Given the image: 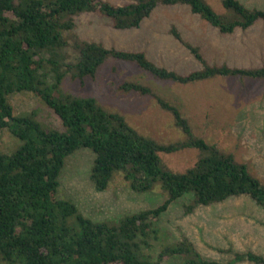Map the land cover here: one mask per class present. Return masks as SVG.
Instances as JSON below:
<instances>
[{
    "label": "trees",
    "instance_id": "16d2710c",
    "mask_svg": "<svg viewBox=\"0 0 264 264\" xmlns=\"http://www.w3.org/2000/svg\"><path fill=\"white\" fill-rule=\"evenodd\" d=\"M220 2L223 13L204 0H128L122 5L105 0H0V131L8 130L18 141L11 152L0 151V264H163L172 259L180 264H233L203 258L185 237L161 245L156 258L145 250L160 238L154 221L184 197H190L183 204L186 215L236 197L249 198L264 211V184L249 166L197 136L177 104L142 83L124 81L118 89L151 96L171 114L181 139L157 141L94 98L62 89L67 78H93L108 59L134 64L155 80L180 85L216 77L264 80V64L210 65L187 43L201 68L179 74L156 65L144 52L106 48L74 33L75 17L82 13L109 18L115 29L125 30L138 27L159 5H185L221 34L264 23V10L239 0ZM22 92L50 108L65 132L45 127L35 112L13 115L10 97ZM82 148L93 153L90 180L97 191L106 190L120 173L134 192H150L160 185L167 199L117 222L84 218L72 202L57 195L66 160ZM185 149L199 152L192 167L174 172L163 164L160 154ZM233 261L264 264V256L236 253Z\"/></svg>",
    "mask_w": 264,
    "mask_h": 264
},
{
    "label": "rangeland",
    "instance_id": "374dc122",
    "mask_svg": "<svg viewBox=\"0 0 264 264\" xmlns=\"http://www.w3.org/2000/svg\"><path fill=\"white\" fill-rule=\"evenodd\" d=\"M122 5L128 0H105ZM216 13H223L220 0H204ZM248 8L264 10V0H239ZM74 33L84 41L97 42L106 48L141 51L156 65L179 74L201 68L185 44L199 49L210 65L259 67L264 64V23L247 30L221 34L185 5H159L140 25L115 29L109 18L93 13L75 17ZM173 30L179 37L177 38ZM124 81L149 86L159 96L177 104L190 122L194 133L205 142L231 153L246 163L264 184V80L216 77L193 84L180 85L153 79L134 64L108 59L93 78L83 81L67 78L62 89L79 97H92L111 112L123 115L138 132L157 141L169 143L182 138L170 113L161 109L148 95L124 93L118 89ZM13 115L35 112L47 128L65 132L60 119L38 97L30 92L10 97ZM18 145L6 129L0 131V151L11 152ZM199 152L185 149L160 154L163 164L174 172L192 167ZM93 153L79 149L66 160L59 176L58 198L72 202L79 213L93 223L117 222L122 217L153 209L167 199V193L156 185L146 193L130 189L123 175L117 173L104 191H97L90 180ZM190 197L172 203L154 225L160 238L146 247L156 258L161 245L187 238L205 259L233 264L236 253L254 252L264 256V211L249 198H230L223 203L199 206L184 214L183 204ZM163 264H180L172 259Z\"/></svg>",
    "mask_w": 264,
    "mask_h": 264
}]
</instances>
